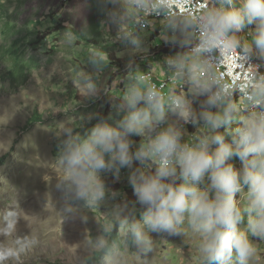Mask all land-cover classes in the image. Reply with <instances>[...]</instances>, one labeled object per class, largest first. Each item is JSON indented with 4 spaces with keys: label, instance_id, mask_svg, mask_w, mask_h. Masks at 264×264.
<instances>
[{
    "label": "clouds",
    "instance_id": "9594fccd",
    "mask_svg": "<svg viewBox=\"0 0 264 264\" xmlns=\"http://www.w3.org/2000/svg\"><path fill=\"white\" fill-rule=\"evenodd\" d=\"M102 3L105 23L133 53L147 52L143 36L157 23L160 41L179 51L164 59L173 81L166 94L146 76L130 75L107 118L90 114L83 132L65 125L56 134L62 222L121 196L102 173L119 181L128 169L135 197L123 196L103 211L109 222L84 239L82 264H127L112 233L145 259L155 250L153 234L191 235L199 238L201 264H251L257 241H264V0ZM248 26H254L248 37L240 36ZM64 35L67 44L75 40L72 32ZM109 62L106 51H88L86 64L94 71L79 70L76 77L84 98L108 92L101 77ZM134 65L130 58L128 72L138 69ZM21 218L16 205L0 212V239L15 236L12 246L0 244V264H19L39 244L16 235Z\"/></svg>",
    "mask_w": 264,
    "mask_h": 264
},
{
    "label": "rangeland",
    "instance_id": "374dc122",
    "mask_svg": "<svg viewBox=\"0 0 264 264\" xmlns=\"http://www.w3.org/2000/svg\"><path fill=\"white\" fill-rule=\"evenodd\" d=\"M105 21L102 0H0V212L16 205L22 217L16 235L39 240L19 264H82L84 239L93 238L100 231L99 224L109 222L103 211L127 196L126 189L132 191L128 169L121 170L119 181L102 173L109 188L122 186L118 191L121 196L101 209L82 210L75 218L62 222L61 194L54 187L61 174L58 155L54 154L56 134L65 125L83 132L81 124L90 114L108 117L112 97L123 94V81L130 75L147 74V69L128 72L126 63L130 58L139 68L142 63L179 50L160 41L161 25L157 23L155 31L143 36L147 52L133 53L130 45L115 39V27ZM252 27L240 36L247 38ZM72 29L93 41L83 40ZM66 32L74 34L72 44L65 42ZM15 40L20 41L18 59L10 52ZM35 40L39 42L34 44ZM92 49L109 54V66L101 77L108 92L86 99L76 77L79 70L94 71L86 64ZM96 122L93 119L85 127ZM186 127L189 132L195 131L191 125ZM133 139L139 142L140 138ZM234 163L241 166L238 159ZM84 215L86 222L80 219ZM153 238L155 250L147 259L137 255L131 242L127 250L120 237L116 244L127 264H201L198 237L153 234ZM14 239H0V244L12 246ZM257 246L258 254L251 264H264V241H257ZM5 264L18 262L9 260Z\"/></svg>",
    "mask_w": 264,
    "mask_h": 264
},
{
    "label": "trees",
    "instance_id": "16d2710c",
    "mask_svg": "<svg viewBox=\"0 0 264 264\" xmlns=\"http://www.w3.org/2000/svg\"><path fill=\"white\" fill-rule=\"evenodd\" d=\"M72 30L74 31V33H76L77 35H79L83 40L90 41V42L93 41V39H91V38H87L86 36L82 35L78 30H76V29H72ZM38 42H39L38 40H35V41H34V44H37ZM19 43H20V41L15 40V41L13 42L14 48L10 50V52L15 56L16 59H18V58L20 57V53H21V51H20V47L18 46ZM178 51H179V50H178ZM166 53H169V52H166ZM119 62H120V61H119ZM120 63H121V62H120ZM54 154H56V155L59 154V139H58L57 142H56V146H55V149H54ZM117 187H118V188H117L115 191H119V190L122 189V188H121L122 186H117ZM126 191H127V193H128V195L126 196L128 199H130V200L135 199V197L133 196L131 190L126 189ZM110 239H111L112 241H114L115 243H119V242H120V240H119V236H118V234H116V233H112V234H110ZM97 255L99 256V254H97Z\"/></svg>",
    "mask_w": 264,
    "mask_h": 264
},
{
    "label": "crops",
    "instance_id": "0c3cea01",
    "mask_svg": "<svg viewBox=\"0 0 264 264\" xmlns=\"http://www.w3.org/2000/svg\"><path fill=\"white\" fill-rule=\"evenodd\" d=\"M244 38H246V36ZM159 53H161V52H159ZM165 57H166L165 55L164 56L162 55V57H159V59L157 58V59H154V60H150V63H147V62L142 63L140 65L142 67H139L136 70H139L138 73H140V72L144 71L145 69H147V70L151 69V70H153V72H154V74L156 76V80H162V79L168 78L169 76L167 75L166 70L164 69V67H165V65H164ZM155 63H157L158 66H156ZM172 84L173 83H170V85L168 86L167 90L165 92H163V93L166 94L167 91L171 88V86H173ZM187 126H190V125H187ZM187 129H189V128H187ZM191 132H193V131H191Z\"/></svg>",
    "mask_w": 264,
    "mask_h": 264
},
{
    "label": "bare ground",
    "instance_id": "6f19581e",
    "mask_svg": "<svg viewBox=\"0 0 264 264\" xmlns=\"http://www.w3.org/2000/svg\"><path fill=\"white\" fill-rule=\"evenodd\" d=\"M240 35V34H239ZM222 71H227V68H222L221 69ZM146 77L149 79V78H152V79H154V81H155V83H156V85H158V86H161V87H166V86H168V85H170V83L168 84V80L170 79L169 77L168 78H165V79H162V80H160V81H156L155 80V74L153 73V71L151 70V69H148L147 71H146ZM233 75V74H232ZM229 80L232 78V76H228L227 77Z\"/></svg>",
    "mask_w": 264,
    "mask_h": 264
},
{
    "label": "built area",
    "instance_id": "2783aa9c",
    "mask_svg": "<svg viewBox=\"0 0 264 264\" xmlns=\"http://www.w3.org/2000/svg\"><path fill=\"white\" fill-rule=\"evenodd\" d=\"M195 2H196V5L198 6V5H200L201 3H205V0H195ZM161 48H162V46H161ZM261 71H264V68H261ZM232 74H233V76L235 75V70H233ZM148 80H149L150 82L156 84L155 81H154V79L149 78ZM169 83H173V81H172L171 79H169V80H168V84H169ZM157 86H158V85H157ZM158 87H159L161 90L164 89V87H161V86H158ZM190 133H191V132H190Z\"/></svg>",
    "mask_w": 264,
    "mask_h": 264
}]
</instances>
